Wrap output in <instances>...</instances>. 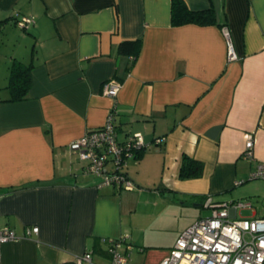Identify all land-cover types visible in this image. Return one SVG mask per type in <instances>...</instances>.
<instances>
[{
	"label": "crops",
	"instance_id": "0c3cea01",
	"mask_svg": "<svg viewBox=\"0 0 264 264\" xmlns=\"http://www.w3.org/2000/svg\"><path fill=\"white\" fill-rule=\"evenodd\" d=\"M183 1L213 7L215 22L172 25L171 0H0V226L17 235L1 244L0 264H60L87 250L108 264L107 240L121 235L141 251L157 248L161 218L202 206L207 194L229 201L264 161V0ZM16 15L35 22L23 31ZM136 38L133 60L118 52ZM13 61L32 63L17 101L7 87ZM110 79L121 83L115 97L102 93ZM111 108L118 140L140 132L145 144L122 168L132 190L103 184L68 148ZM183 155L203 163L200 177H178ZM186 227L147 252L148 264Z\"/></svg>",
	"mask_w": 264,
	"mask_h": 264
},
{
	"label": "built area",
	"instance_id": "2783aa9c",
	"mask_svg": "<svg viewBox=\"0 0 264 264\" xmlns=\"http://www.w3.org/2000/svg\"><path fill=\"white\" fill-rule=\"evenodd\" d=\"M16 25L27 31L35 22L34 16L16 15ZM223 34L227 39L228 59H235L226 27ZM121 86L119 80L110 79L103 83L102 93L115 97ZM115 110L111 108L104 123L68 143L70 151L78 154L84 162L83 170L100 174L103 184H118L132 190L133 182L123 171L126 159L145 147L140 132L129 134L125 140L117 137L114 122ZM162 138H156L160 143ZM254 138L246 134L243 155L253 156ZM112 165V169L107 167ZM249 178L264 180V161L259 162L250 172ZM250 202L216 200L211 194L204 196L202 207L210 209L207 216H200L189 224L178 236L168 254L158 264H264V217H237V209L249 206ZM37 226L26 228V234L36 233ZM125 235L107 240L108 264H128L130 244ZM17 235L8 226H0V246L7 241L16 240ZM141 251V249H140ZM60 264H98L91 251L76 254L69 261Z\"/></svg>",
	"mask_w": 264,
	"mask_h": 264
},
{
	"label": "trees",
	"instance_id": "16d2710c",
	"mask_svg": "<svg viewBox=\"0 0 264 264\" xmlns=\"http://www.w3.org/2000/svg\"><path fill=\"white\" fill-rule=\"evenodd\" d=\"M213 7L202 10L189 9L183 0H171L170 22L172 25H180L188 22L209 24L215 22ZM141 48V39L122 40L117 47L119 53L130 55L132 60L137 56ZM32 63L24 64L13 61L9 68L7 87L10 91V101L25 99L30 86V69ZM144 147L135 152V158L140 156ZM203 173V163L199 160L183 155L178 172L180 179L197 178Z\"/></svg>",
	"mask_w": 264,
	"mask_h": 264
},
{
	"label": "rangeland",
	"instance_id": "374dc122",
	"mask_svg": "<svg viewBox=\"0 0 264 264\" xmlns=\"http://www.w3.org/2000/svg\"><path fill=\"white\" fill-rule=\"evenodd\" d=\"M15 41V40H14ZM13 42V40H12ZM123 165L122 168H124ZM227 199L233 202H250L249 206L240 207L237 209V217L243 218H262L264 217V180L259 178H248L233 189L227 192ZM210 209L202 206H195L194 203L188 204L184 211L175 216L161 218L155 226L154 234L162 238L161 246L148 247L144 251H140L138 247L132 246L130 249L128 264H148L146 257L147 252L157 251L166 245L172 238L175 237V229L178 227L188 226L196 218L207 216ZM151 235V232H148ZM159 245V244H158ZM150 262V261H149Z\"/></svg>",
	"mask_w": 264,
	"mask_h": 264
}]
</instances>
